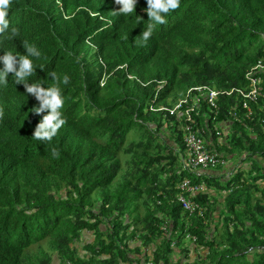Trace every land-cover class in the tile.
I'll return each instance as SVG.
<instances>
[{
    "label": "trees",
    "instance_id": "trees-1",
    "mask_svg": "<svg viewBox=\"0 0 264 264\" xmlns=\"http://www.w3.org/2000/svg\"><path fill=\"white\" fill-rule=\"evenodd\" d=\"M118 7L114 0H12L0 55L26 54L25 40L35 45L41 55L30 57L28 82L59 83L66 123L50 142L34 140L47 113H34L38 101L11 73L0 85V264H54L55 255L58 264H192L176 260L173 243L187 253L192 244L207 248L210 264H264V98L251 103V117L237 92L219 96L216 122L205 100L194 114L212 147L251 163L224 182L181 168L184 117L159 109L193 86L248 88L247 71L264 60V0H180L146 42V0L127 16L115 14ZM13 27L19 35L9 39ZM221 122L230 132L220 144ZM186 177L224 191L215 225L209 191L191 196L207 207L205 216L178 201ZM85 232L94 240L82 252L76 243ZM136 238L141 245L132 248ZM153 244L151 257L145 249ZM142 252L144 263L135 258Z\"/></svg>",
    "mask_w": 264,
    "mask_h": 264
},
{
    "label": "built area",
    "instance_id": "built-area-1",
    "mask_svg": "<svg viewBox=\"0 0 264 264\" xmlns=\"http://www.w3.org/2000/svg\"><path fill=\"white\" fill-rule=\"evenodd\" d=\"M264 40V35H263ZM262 73H264V60H259L257 64L251 67L246 73L248 80V88H232L230 90H219L207 85L193 86L188 89L186 95L180 98L173 107L161 106L159 109L170 110L172 114L180 113L184 117V123L181 125L183 131V142L185 145V153L181 154V168L189 170L196 176H203L206 169L215 168L218 166H226L228 164L227 158L222 152H219L215 147H212L210 141L206 139L200 129L196 125L195 115L200 114L201 102L207 101L211 108L213 115L212 120L216 122L219 116L218 99L221 94L230 95L237 92L242 98V107L246 110V117L253 115L251 103H258L259 98H264V89L262 87ZM231 116L240 121L238 111L232 110ZM219 138L221 132L219 131ZM221 144V141H220ZM233 172L228 171L230 176ZM181 192L178 194V201L183 205L184 209L190 214L198 212L201 216H205L207 207L199 204L191 196L204 192L208 189L204 181L194 183L188 177L184 178L178 185ZM172 223L165 220L161 225V229L165 235L171 234ZM189 239L195 242L196 237L190 234L187 235ZM172 245H175L174 243Z\"/></svg>",
    "mask_w": 264,
    "mask_h": 264
},
{
    "label": "clouds",
    "instance_id": "clouds-1",
    "mask_svg": "<svg viewBox=\"0 0 264 264\" xmlns=\"http://www.w3.org/2000/svg\"><path fill=\"white\" fill-rule=\"evenodd\" d=\"M119 7L115 9V14L129 15L135 12L137 0H114ZM148 20L150 23L147 28L142 31L143 41H147L153 32L155 25L166 23L165 15L171 10L179 7L180 0H146ZM12 5V0H0V34L9 28L8 14ZM19 35V30L15 27L11 29L9 39ZM26 54L16 56L10 51L0 55V62L3 67L0 68V85L7 87V77L11 73L15 77L16 84L22 83L28 94H31L38 101V106L33 108L35 114L42 115V119L36 124L32 138L40 141H51L56 136L62 126L66 123L63 116L62 108L64 100L62 97L59 83L49 87H44L40 83H29L28 78L33 75L35 68L31 56L39 57L41 53L35 45L29 44L28 41H22ZM53 79H57L56 73L50 74ZM69 78L64 77L63 83L67 84ZM3 116V110L0 109V117ZM52 154L58 156L57 149H52Z\"/></svg>",
    "mask_w": 264,
    "mask_h": 264
},
{
    "label": "crops",
    "instance_id": "crops-1",
    "mask_svg": "<svg viewBox=\"0 0 264 264\" xmlns=\"http://www.w3.org/2000/svg\"><path fill=\"white\" fill-rule=\"evenodd\" d=\"M224 123V124H222ZM227 122H221V125H219L218 127H220V132H221V138H218V141L221 143H223L225 141V137L226 135L230 132V127L229 125L226 124ZM226 155V158L228 160V164L226 166H218V167H215V168H210V169H206L204 174L206 176L208 175H214L216 177H218L222 182H224V180H226L227 178H229L230 176L227 175V172L228 171H232V172H236L237 169H239L240 167H243V168H246L248 169L250 167V162H245L243 161L242 159L244 158V156H236V155H231L230 153L229 154H225ZM237 157V158H235ZM235 158V162L233 161ZM244 162V164H240ZM206 191H209L211 193V196H212V201L216 202V196H217V192L219 190L215 189V188H210V189H207ZM223 192V198H222V204H223V201H224V196H225V193L224 191ZM221 192V193H222ZM93 232H85L84 235H83V241L87 240L88 242H92L94 240V233L92 234ZM90 237V238H87V237ZM81 244V243H80ZM130 245L131 247H135L136 245H141V241L139 239H134V240H131L130 242ZM195 246V245H194ZM155 246L152 245L151 247H148L147 249H145L146 253L148 250H150L149 248L151 249H154ZM81 248V247H80ZM82 252H84L83 250V245H82V249H80ZM153 253V252H152ZM147 255H150L152 257V254L148 253ZM145 254V252H142L139 254L140 258L142 259L141 262L144 263L145 262V257L147 256ZM139 256H135V258H139ZM145 264V263H144ZM146 264H152L151 262H148Z\"/></svg>",
    "mask_w": 264,
    "mask_h": 264
},
{
    "label": "rangeland",
    "instance_id": "rangeland-1",
    "mask_svg": "<svg viewBox=\"0 0 264 264\" xmlns=\"http://www.w3.org/2000/svg\"><path fill=\"white\" fill-rule=\"evenodd\" d=\"M132 134H130L131 136ZM225 155V153H223ZM238 154H236L237 156ZM237 158V157H235ZM235 158H234V162H235ZM128 159H130V156L128 155H123L122 156V161H123V164H124V168H126L128 166ZM240 164H244V162L240 163ZM222 191L219 190L217 192V198H216V202H215V208L213 209V215H214V221H212V224L215 225L216 223L219 222L220 220V210L223 208V204H222V198H223V192L221 193ZM93 234V233H92ZM169 236V235H167ZM87 238H90L89 236ZM86 241H81V242H77L76 243V247L80 249H82V245L83 243H85ZM194 242V241H192ZM81 243V244H80ZM154 245V244H153ZM195 244H192L191 246V249L190 251L187 253V252H183L181 250H179V248L177 247V245H172L173 247L176 248L177 252H179L177 255H176V260L180 259V258H183L184 260V263L185 262H189V263H192V264H196L198 261L200 262L201 260H203L204 262H206L205 264H210V261L207 259V255H208V249L207 248H204L203 246L201 245H195ZM152 246V245H151ZM150 246V247H151ZM156 248V245H154ZM43 247L45 249H48V244H46L45 242L43 243ZM81 247V248H80ZM150 250L147 251V253H150L152 254L153 250L154 249H151L149 248ZM39 249H38V246L37 245H34L31 247L30 249V252L33 254L35 252H37ZM186 254H187V257H186ZM137 256H139V253L136 254ZM140 257V256H139ZM143 257V256H142ZM141 257V258H142ZM59 261L57 259V255L54 256V264H58Z\"/></svg>",
    "mask_w": 264,
    "mask_h": 264
}]
</instances>
